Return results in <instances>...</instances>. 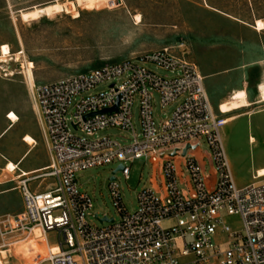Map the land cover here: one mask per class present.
I'll return each instance as SVG.
<instances>
[{"label": "built area", "instance_id": "1", "mask_svg": "<svg viewBox=\"0 0 264 264\" xmlns=\"http://www.w3.org/2000/svg\"><path fill=\"white\" fill-rule=\"evenodd\" d=\"M103 85L105 90L95 92ZM29 94L50 164L38 173L21 174L22 211L0 217V264L11 259L15 246L31 241L35 231L45 255L32 258L33 264H264V181L244 187L234 182L221 121L182 45L34 85ZM155 95L163 115L176 103L158 121ZM135 103L140 134L132 122ZM115 105V111L101 113ZM109 128L130 132L131 142L121 145L111 136H98ZM201 144L208 151L213 179L207 165L202 169L192 155ZM187 146L193 149L183 156ZM163 157L169 158L160 164L165 195L143 188L136 210L128 212L114 178L108 192L118 221L94 215L97 221L112 220L97 227L87 220L93 203L79 191L78 173L115 163L127 180L126 163L149 158L152 166L153 158ZM175 157L180 158V172L170 159ZM43 178H52L54 186L43 192L28 188L29 182ZM232 216L240 219L239 230L229 227L226 217Z\"/></svg>", "mask_w": 264, "mask_h": 264}, {"label": "rangeland", "instance_id": "2", "mask_svg": "<svg viewBox=\"0 0 264 264\" xmlns=\"http://www.w3.org/2000/svg\"><path fill=\"white\" fill-rule=\"evenodd\" d=\"M178 1L92 0L90 4L77 8V15L53 14L45 17L41 14L35 21H24L20 17V12H27L35 7H46L54 2L63 3L65 0H0V45L8 47L11 55L19 54L18 61L9 60L0 63V93L4 97L16 98L15 103L3 101L2 112L8 109L13 110L16 117H19H17L18 121L20 119L13 133L22 131L21 125L24 124L22 120L27 118L28 130L39 129L41 134L29 94V81L33 86L46 84L100 68L105 64L136 58L139 54L156 51L162 47L176 46L182 41L180 38L184 28L191 29L196 24L199 28L205 29L209 25L217 24V21L210 20L209 13L203 4L197 9L195 7L181 8ZM211 1L217 2L219 9L242 22L264 19V0ZM137 17H139V23L135 21ZM184 17L196 18L197 22L191 25L184 24L182 21ZM29 63L33 68L27 67ZM148 68L160 76L173 78L167 72L155 70L153 66ZM105 89L106 86L103 85L95 92ZM235 99L246 102L244 93L234 94L232 100ZM79 100L80 98H76L75 101ZM263 100L264 85L259 88L258 103H264ZM175 106L176 103L166 108L163 115L158 104V96L155 95L156 121L169 116ZM132 112L133 128L137 134H140L136 103L132 107ZM76 134L80 135L79 132ZM248 134L252 133H246ZM104 135L111 136L121 145L129 144L132 139L130 132L116 128L104 129L98 133V136ZM199 147L192 152V155L202 169L204 165H207V173L213 179L212 165L206 146L201 144ZM236 152L238 159L234 160L233 168L236 180L249 185L251 171L258 166H264V151L254 145H238ZM33 156L34 154L30 158ZM166 159L169 158L163 157L159 161L153 158L152 166L148 163L149 158L135 160L132 164L126 163V166L130 167L127 180L121 172H116L114 178L120 188L121 202L128 212L136 210V196L143 188L149 187L158 197L165 195V183L160 164ZM170 159L180 172L178 165L180 158ZM117 166L115 163L105 164L102 167L87 169L76 176L79 191L89 196L93 203L90 210L92 217L89 216L87 220L97 227H101V224L93 218L94 215L98 218L107 215L118 221V215L108 192L109 179ZM261 180L264 181L262 178ZM32 182L36 184L37 181ZM226 220L231 230L240 229L238 217H226ZM48 238L53 243L55 234H49ZM33 245L34 249H31ZM33 245L21 248L20 254H18L20 245L15 246L9 253L11 259L2 261V264H33L32 257L23 256V254L34 255L43 252L42 248Z\"/></svg>", "mask_w": 264, "mask_h": 264}, {"label": "crops", "instance_id": "3", "mask_svg": "<svg viewBox=\"0 0 264 264\" xmlns=\"http://www.w3.org/2000/svg\"><path fill=\"white\" fill-rule=\"evenodd\" d=\"M178 3L181 8L196 9L203 4L210 20L217 21V24L205 29L196 24L191 29L184 28L180 38L182 41L177 45H182L184 57L196 66L203 77L204 91L220 121H228L220 127L222 144L225 152L227 150L234 182L238 187L247 186L236 180L233 168L234 160L238 159V145H254L264 151V103H258L259 88L264 85V29L258 31L255 26L256 20L262 19L242 22L219 9L217 2L211 0H179ZM182 21L191 25L197 19L184 17ZM236 93L245 94L247 107L227 114L219 113V106L229 103ZM3 101L15 103L16 98L4 97L0 93V217L22 211V198L18 189L21 174L38 173L50 164L46 143L39 129L28 130L27 118H24L22 131L13 133L17 123L12 126L6 117L14 111L8 109L2 112ZM248 132L252 134L246 135ZM24 135L31 136L35 143L31 146L25 144L22 141ZM8 163L15 165L14 172H7ZM258 170H264V166L254 168L249 181L253 182L252 177ZM35 181L36 184L30 182V187L27 184L32 192H43L54 186L52 178Z\"/></svg>", "mask_w": 264, "mask_h": 264}, {"label": "bare ground", "instance_id": "4", "mask_svg": "<svg viewBox=\"0 0 264 264\" xmlns=\"http://www.w3.org/2000/svg\"><path fill=\"white\" fill-rule=\"evenodd\" d=\"M18 1H21V0H18ZM91 1L92 0H65V2H63V3L54 2L53 4L46 6V7H35L30 11L20 12V17L24 21H35L36 19H38L41 16V14H43L45 17H48L49 15H53V14L77 15V8L83 7V5H88L91 3ZM138 20H139V17H137L135 21L137 23H139ZM255 26H256V29L258 31H261L264 29V23L262 21H256ZM18 56H19V54L11 55L8 47H6V46L0 47V63H5L9 60L18 61ZM27 67L30 69L33 68L31 63H29L27 65ZM27 74L30 75L29 73H27ZM32 87H33V85L29 81V89L31 90ZM262 102H264V100ZM247 105H248V103H246L244 100L235 99V100H230L229 103L222 104L221 106H219L218 110H219V113H221V114H227L232 110H238L240 108H245V107H247ZM34 108H35V106H34ZM6 119L12 124V126L18 122V118L16 117V115L13 112H10L8 117H6ZM227 122L228 121L222 120L221 125H224ZM22 141L25 144H27L28 146H31L35 143L34 139L29 135H24ZM6 170H7V172H14L16 170V167L12 163H8V165L6 166ZM27 175L28 174L24 173L22 176H27ZM261 178H264V170H258L257 172H255L254 177H252L253 180H257V179H261ZM38 237H39V233L37 231H35L31 241H29L25 244H21L18 247V254H20L22 252L21 248H23V247L26 248L28 246L35 244L36 246L42 248L43 252L42 253H36L34 255L23 254V256L32 257V258H35L38 255L44 256L45 255V250H44L45 246H44V243H42L43 239L42 238L37 239ZM31 249H34V245L32 246Z\"/></svg>", "mask_w": 264, "mask_h": 264}, {"label": "water", "instance_id": "5", "mask_svg": "<svg viewBox=\"0 0 264 264\" xmlns=\"http://www.w3.org/2000/svg\"><path fill=\"white\" fill-rule=\"evenodd\" d=\"M116 108H117V105H115L113 108H110V109H104L101 113H110V112L115 111ZM189 149H193V148L187 146V148L183 151V156H185L187 150H189ZM174 155H175V154H173L172 156H174ZM122 169H123V167H121V166H117V169H116L115 171H113V173H112V177H110L109 180H110V181L113 180V179H114L113 176L116 174V172H120V171H122ZM98 221H99L100 223L112 222L111 219H105V218H102V219H100V220H98Z\"/></svg>", "mask_w": 264, "mask_h": 264}]
</instances>
